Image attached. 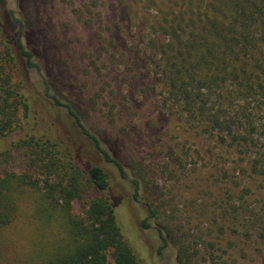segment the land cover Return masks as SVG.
<instances>
[{"label":"rangeland","instance_id":"374dc122","mask_svg":"<svg viewBox=\"0 0 264 264\" xmlns=\"http://www.w3.org/2000/svg\"><path fill=\"white\" fill-rule=\"evenodd\" d=\"M155 8L147 0H0L3 38L12 42L21 29L39 67L26 68L12 53V81L21 84L29 107L19 109L15 127L0 140V176L27 173L42 180L32 154L16 142L49 138L108 174L119 227L142 264H179L174 240L190 254L197 251L193 259L202 264H264V186L245 173L241 156L212 133L198 134L161 102L163 80L145 54L150 32L144 17ZM45 83L103 148L143 175L139 202L65 108L52 104ZM96 194L87 190L85 197ZM150 205L159 215L144 229L140 222ZM72 211H80L79 200ZM57 235L55 223L35 217L33 198L18 197L14 221L0 228V264H29Z\"/></svg>","mask_w":264,"mask_h":264},{"label":"trees","instance_id":"16d2710c","mask_svg":"<svg viewBox=\"0 0 264 264\" xmlns=\"http://www.w3.org/2000/svg\"><path fill=\"white\" fill-rule=\"evenodd\" d=\"M147 2L157 8L144 17L151 35L146 36L145 54L156 61L163 80L164 108L185 119L198 134L212 133L229 152L242 157L245 173L264 186V0ZM11 19L19 24L15 17ZM20 30L12 42L0 31L4 53L0 56V140L15 127L19 109L27 113L29 107L21 84L12 81L9 64L14 65L17 56L26 68L39 71ZM45 85L52 104L65 108L103 161L131 184L132 201L139 202L145 190L143 175L129 172L128 165L102 147L71 105L49 94ZM16 144L29 150L43 178L14 172L0 176V228L14 221L17 198L27 196L33 198L35 217L55 223L59 231L50 248H39L29 264H142L119 227L117 200L109 195V176L101 167L80 162L75 153H64L49 138L40 141L30 136ZM87 190L98 194L86 198ZM74 200L80 201L78 213L72 211ZM158 215L159 208L148 206L141 227L149 228L148 220ZM157 230L161 236L162 229ZM174 243L179 264H202L193 259L197 251L190 254L183 242Z\"/></svg>","mask_w":264,"mask_h":264}]
</instances>
